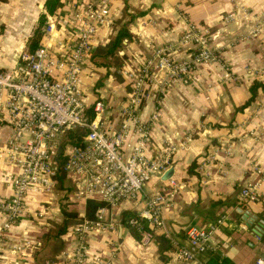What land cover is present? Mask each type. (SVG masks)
Returning <instances> with one entry per match:
<instances>
[{
    "label": "crops",
    "instance_id": "0c3cea01",
    "mask_svg": "<svg viewBox=\"0 0 264 264\" xmlns=\"http://www.w3.org/2000/svg\"><path fill=\"white\" fill-rule=\"evenodd\" d=\"M88 1L61 0L57 16L52 17L60 38L74 37V13L83 12ZM44 2L0 0V69L11 68L19 52L26 48L37 13L46 12ZM105 9L110 23L99 27L95 47L105 45L122 26L126 27L130 37L117 50L118 56L125 57V66L137 67L164 47H168L172 58L189 55V47L179 43L186 27L185 18L203 28L216 29L213 32L220 38L215 40L223 44L218 50L223 64L198 66L179 79H168L166 86L163 72L147 78L142 118L149 121L158 107L147 152L155 156L168 146L175 147L171 153L170 178L179 181L181 189L174 206L164 213L165 228L153 230L149 245L141 246L139 238L121 224L110 234L92 231L88 261L94 257L109 260L110 264H208L215 259L217 262L226 259L229 264L264 261V181H258L257 202H247L240 196L242 185L256 181L254 168H264V108L260 116L246 117L247 110L253 109L257 102L254 99L264 96V76L259 75L264 70V22L260 19L264 16V0H109ZM243 11L247 16L241 15ZM231 14L237 20H227ZM254 23L261 24V31L245 41L226 45L233 37L227 35L226 29L234 30V34L245 33ZM54 41L52 38L51 45L58 51ZM95 61L90 60L86 66L90 91L87 103L96 97V92H107L105 86L117 88L114 66ZM229 74L237 80L226 78ZM102 79L104 84L98 87ZM255 81L262 87H257L254 98L239 110L250 98V86ZM250 128L255 131L253 137L246 135ZM8 135V126L0 121V151ZM15 171L11 163L0 161V203L12 194L10 175ZM161 176L150 179L146 193L161 189ZM55 193L50 197L28 195L23 213L0 237V264L55 261L69 264L72 257L64 256L63 252H71L76 245L73 235L76 220L69 223L64 234L55 236L63 221L61 200ZM142 207V202L122 203L114 214L120 223L124 211L138 213ZM40 210L43 214L39 217L36 213ZM218 218L223 221L211 235L214 250L198 260L175 258L176 248L187 244L186 226L207 228ZM4 219L5 213L0 210V225Z\"/></svg>",
    "mask_w": 264,
    "mask_h": 264
},
{
    "label": "built area",
    "instance_id": "2783aa9c",
    "mask_svg": "<svg viewBox=\"0 0 264 264\" xmlns=\"http://www.w3.org/2000/svg\"><path fill=\"white\" fill-rule=\"evenodd\" d=\"M108 2L90 0L83 12L74 13V37L60 38L55 17L48 16L38 46L34 50L22 49L11 68L0 69V121L9 128L0 161L16 168L10 175L12 194L0 203V210L5 213L0 237L23 213L29 194L38 197L53 194L61 169L72 184L70 200L79 206L73 230L76 245L71 252H63L64 256L72 257L69 264H110L98 257L88 261L89 236L92 231L114 232L119 225L114 211L122 203L143 204L136 217L127 221L138 232L141 246L150 244L153 230L165 228L164 213L174 206L181 183L169 178L159 191L146 193L150 179L160 177L170 167L171 153L175 150L168 146L155 156L147 152L158 107L149 121L142 118L146 79L159 72L173 79L216 58L214 49L207 45V30L185 18L181 43L192 45L196 51L190 59L176 63L165 55L164 49H158L135 68L123 65L119 72L130 81L132 89L121 103L115 123L101 97L86 102L90 94L86 66L93 59L99 27L110 23L105 9ZM233 17L228 15L227 20ZM52 38L58 51L51 45ZM79 129L84 130L79 142L62 141L66 133ZM254 170L262 173L258 167ZM240 196L247 202H257L258 182L242 185ZM88 198L106 203L95 210L92 219L83 212ZM42 214L41 210L36 213L39 217ZM140 219H145L150 229H145ZM222 221L218 218L207 228L186 226L187 244L176 248L175 258L198 260L203 253L214 250L211 235ZM256 264L264 261L258 259Z\"/></svg>",
    "mask_w": 264,
    "mask_h": 264
},
{
    "label": "rangeland",
    "instance_id": "374dc122",
    "mask_svg": "<svg viewBox=\"0 0 264 264\" xmlns=\"http://www.w3.org/2000/svg\"><path fill=\"white\" fill-rule=\"evenodd\" d=\"M45 12H38L37 13V19L34 23V27L30 33V36H29V39H28V42L26 44V48H28V44L32 41L33 39V31L38 27V21H39V17L44 14ZM241 15H243L244 17L247 16V12L246 11H243L241 12ZM238 17L235 18V16L233 17V19L237 20ZM260 19H263L262 22H264V16L263 17H260ZM260 19H259V23H260ZM47 21L48 19H45V22L42 24V26H40V32H41V35H40V38H39V42L41 41L42 37H43V33H44V29L46 27V24H47ZM261 24H258V23H254V25L251 26V28L245 32V33H240V34H234V30H232L231 32L228 31V29H226L225 31L228 33L227 35H232L233 37L230 38V40L228 42H226L227 44L226 45H229V46H232L234 44H237L239 43L240 41H245L248 37L250 36H254L256 33H258L259 31H261V28L260 27ZM206 29V28H205ZM207 30V36L209 37L208 38V41H207V45L211 48V49H214L215 51V55H216V58L213 59V60H209L207 62H203L201 65H204V64H209V63H219V64H223L221 63L220 61V58H219V53H218V50L219 48L223 47V44H221L220 42H217L215 39H219L220 38V35L218 33H215L213 31H215L216 29H213V30H210V29H206ZM179 43L183 46L185 45L186 47H189L190 49V54L187 55L186 57H183V58H172L169 54H168V47H164V52H165V55H168V57L171 58V60H173L174 62L178 63V62H181L183 60H188L192 57L193 53L196 51V49L192 46V45H186V44H183L181 43V37L179 39ZM225 45V44H224ZM160 49V48H159ZM99 61H101V59H99ZM121 61L122 60H119V61H114L116 62L114 65V80L116 82V85H117V88L114 90V87H109V86H105L106 89H107V92H102V93H97L96 92V95L95 96H99V95H104L102 96L103 98V101L105 103H107L108 107H109V112H110V117L111 119L115 120V123H117V118H118V112H119V109H120V105L122 102H124L128 96V93L131 91L132 87H131V83L128 79L124 78V76H122V74H120V70H121V67L123 66V64L121 65ZM126 61V59H125ZM102 65V64H100ZM201 65H198V66H201ZM105 66V65H104ZM198 66H195L193 70H195ZM131 67V66H130ZM132 68H135L132 66ZM191 72V71H190ZM164 73V72H163ZM187 74H179V76H176L175 78L173 79H179L183 76H185ZM260 76H264V70L259 74ZM226 78H230L232 80H237V77L235 75H227ZM168 76L165 75V82L163 85H167L169 84V80H173V79H169ZM104 79L101 80V84H100V81H99V86H102V84H104ZM149 79H146V82L148 81ZM122 85L120 87V85ZM120 87V88H119ZM145 93L147 95V87H145ZM254 100H257L256 104L254 105V108L251 109V110H247L246 112V117L247 119H249V115L251 116H260L259 114L262 113L263 111V108H264V96H260L258 99H254ZM250 111V113L248 112ZM262 111V112H261ZM249 121V120H248ZM82 131H84L83 129H79V130H76L74 132L75 136L79 133H81ZM254 129L253 128H250L249 130L246 131V135L249 136V137H253L254 136ZM70 139H72V136L69 135L68 133H66L63 138H62V141L63 142H66V141H70ZM258 168H260L262 170V173L260 174H257V179H256V182H258L259 180L262 182L264 181V168L263 167H260V166H257ZM257 173V172H256ZM70 189V190H66V189ZM56 193V195H58L59 199L62 198L63 196H65V192L68 193L69 197H71L70 195L72 194V184H71V181L64 177L62 181H57V184H56V188L54 190ZM72 199V197H71ZM70 207H73V208H79V206L75 205V203L72 202L71 206Z\"/></svg>",
    "mask_w": 264,
    "mask_h": 264
},
{
    "label": "trees",
    "instance_id": "16d2710c",
    "mask_svg": "<svg viewBox=\"0 0 264 264\" xmlns=\"http://www.w3.org/2000/svg\"><path fill=\"white\" fill-rule=\"evenodd\" d=\"M61 6H62L61 0H45L44 8H45L46 12L39 17L38 27L33 31L34 37H33L32 41L28 44V48H27L28 50H34L38 46L39 38L41 35L40 26H42V24L45 22V19H48V17H47L48 15L49 16H56L57 10ZM129 37H130V34H129L127 28L122 26L117 31V33L109 40L108 43H106L105 45H99V46L94 47L93 59H96L95 62L98 64H102V65L109 67L110 64L115 66L114 64L116 62H114V61L122 60L121 61V65H122L123 62L125 61V57L124 56H118L117 50L122 46V41L124 39H128ZM99 59H101V61H99ZM259 86L262 87V85L256 81L254 83H252V85L250 86L251 96L239 108V110H243V108L249 104V102L254 98V96L256 94V89ZM89 115H90V117H92V115H93L92 112L90 111V109H89ZM74 132L75 131L68 132V134L72 136V139H70V141L73 143L79 142L81 140V137H82V134L84 133V131L77 134L76 136H75ZM64 177H66L65 172L60 169L59 174L56 177L57 181H62ZM66 190L68 191L70 189L68 188ZM66 192H65V196L60 198V200H61L60 208H61V212L63 215V221H62L60 227L58 228L55 236H59L61 234H64L65 231L67 230L69 223L71 221L78 219L79 209L70 207L72 204V201L70 200V197H69L68 193H66ZM103 205H106V203L102 200H96L94 198H88L86 200V204L83 208V212H84L85 217H87L88 219H92L94 217L95 210L99 206H103ZM130 217H136V213L133 211H124L121 215V219H120L119 224H121L122 226L129 227V229L132 231L133 235L136 238H139L140 236H139L138 232L134 228H131L128 225L127 221ZM140 222L142 223V226L145 229L149 228L148 222L145 219H140ZM161 238L164 240L163 237H161ZM208 252L209 251L203 253L202 255H205ZM212 263L213 264H229V261L226 259H223L221 262H217L216 259L214 261L209 260L208 264H212Z\"/></svg>",
    "mask_w": 264,
    "mask_h": 264
},
{
    "label": "water",
    "instance_id": "95a60500",
    "mask_svg": "<svg viewBox=\"0 0 264 264\" xmlns=\"http://www.w3.org/2000/svg\"><path fill=\"white\" fill-rule=\"evenodd\" d=\"M173 174V167L168 168L161 176V180L169 179Z\"/></svg>",
    "mask_w": 264,
    "mask_h": 264
}]
</instances>
